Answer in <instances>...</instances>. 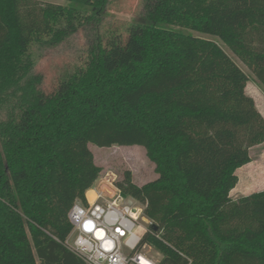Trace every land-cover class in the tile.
<instances>
[{
    "label": "trees",
    "instance_id": "16d2710c",
    "mask_svg": "<svg viewBox=\"0 0 264 264\" xmlns=\"http://www.w3.org/2000/svg\"><path fill=\"white\" fill-rule=\"evenodd\" d=\"M66 1L0 0V264H87L66 240L102 171L90 143L147 149L158 178L115 184L146 204L141 247L158 264H264V191L230 195L264 117L245 71L191 32L227 43L264 87V0H142L124 33L100 30L110 0ZM81 29L84 66L44 91L35 47Z\"/></svg>",
    "mask_w": 264,
    "mask_h": 264
},
{
    "label": "rangeland",
    "instance_id": "374dc122",
    "mask_svg": "<svg viewBox=\"0 0 264 264\" xmlns=\"http://www.w3.org/2000/svg\"><path fill=\"white\" fill-rule=\"evenodd\" d=\"M32 2L37 8L49 3L68 4L66 0H32ZM141 12L142 0H110L108 15L100 30L106 33L112 31L124 33L132 22L138 20ZM191 32L198 37L215 41L245 71L250 77L246 93L253 97L256 107L264 117V87L257 81L255 73L219 37L198 31L191 30ZM89 34L88 30L81 29L57 48L39 49L35 47V70L44 75L42 85L44 91L49 92L55 87L59 74L64 68L75 65L84 66L90 41ZM89 148L93 153L95 164L100 166L102 171L87 189L86 194L97 188H113L111 183L121 181L127 170L131 171L133 182L137 185H144L159 176L144 146L99 147L90 143ZM250 156V163L239 167L235 172L237 184L230 192L234 199L264 191V140L250 148ZM140 250L158 261L162 259V254L148 244L140 247Z\"/></svg>",
    "mask_w": 264,
    "mask_h": 264
},
{
    "label": "built area",
    "instance_id": "2783aa9c",
    "mask_svg": "<svg viewBox=\"0 0 264 264\" xmlns=\"http://www.w3.org/2000/svg\"><path fill=\"white\" fill-rule=\"evenodd\" d=\"M111 185L87 193L85 200L77 199L71 206L67 246L87 264H158L140 250L151 223L146 204L125 195L115 183Z\"/></svg>",
    "mask_w": 264,
    "mask_h": 264
},
{
    "label": "clouds",
    "instance_id": "9594fccd",
    "mask_svg": "<svg viewBox=\"0 0 264 264\" xmlns=\"http://www.w3.org/2000/svg\"><path fill=\"white\" fill-rule=\"evenodd\" d=\"M105 247H110V245H105Z\"/></svg>",
    "mask_w": 264,
    "mask_h": 264
},
{
    "label": "snow or ice",
    "instance_id": "6c2138e0",
    "mask_svg": "<svg viewBox=\"0 0 264 264\" xmlns=\"http://www.w3.org/2000/svg\"><path fill=\"white\" fill-rule=\"evenodd\" d=\"M119 231V230H118ZM103 234L101 233V236H102Z\"/></svg>",
    "mask_w": 264,
    "mask_h": 264
},
{
    "label": "crops",
    "instance_id": "0c3cea01",
    "mask_svg": "<svg viewBox=\"0 0 264 264\" xmlns=\"http://www.w3.org/2000/svg\"><path fill=\"white\" fill-rule=\"evenodd\" d=\"M250 163V162H249ZM249 163H247V164H249ZM143 185V184H142Z\"/></svg>",
    "mask_w": 264,
    "mask_h": 264
}]
</instances>
